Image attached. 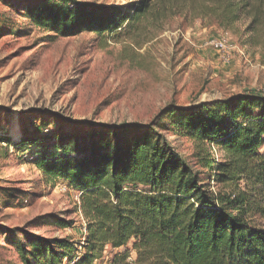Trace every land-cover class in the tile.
Returning <instances> with one entry per match:
<instances>
[{"label": "rangeland", "instance_id": "1", "mask_svg": "<svg viewBox=\"0 0 264 264\" xmlns=\"http://www.w3.org/2000/svg\"><path fill=\"white\" fill-rule=\"evenodd\" d=\"M50 1L0 0V264H23L19 246L31 256L35 238L69 255L63 264H78L84 255L81 193L47 176L36 162L46 151L63 156L60 135L89 127L152 126L196 165L193 141L160 125L165 112L244 93L264 95V46L252 43L246 15L222 26L216 18L185 13L134 39L127 33L63 35L31 19L32 7ZM75 1L120 9L126 16L142 0ZM222 39L229 61L211 44ZM63 240L71 251L59 247ZM124 254L135 264L132 242L120 249L107 246L93 264H112Z\"/></svg>", "mask_w": 264, "mask_h": 264}, {"label": "trees", "instance_id": "2", "mask_svg": "<svg viewBox=\"0 0 264 264\" xmlns=\"http://www.w3.org/2000/svg\"><path fill=\"white\" fill-rule=\"evenodd\" d=\"M29 13L38 27L63 35L127 33L130 39L185 13L216 18L222 26L246 15L252 43L264 46V0H142L126 16L120 9L51 0ZM160 125L193 141L196 165L154 127L138 124L60 135L63 156L46 151L37 159L47 176L81 193L87 237L78 264H93L107 246L131 242L135 264H264V95L168 109ZM58 245L72 250L66 240ZM31 246V256L19 246L23 264L69 258L45 239ZM128 257L117 255L112 264H131Z\"/></svg>", "mask_w": 264, "mask_h": 264}, {"label": "built area", "instance_id": "3", "mask_svg": "<svg viewBox=\"0 0 264 264\" xmlns=\"http://www.w3.org/2000/svg\"><path fill=\"white\" fill-rule=\"evenodd\" d=\"M211 44L217 51H220L223 54V58L225 59V61H229L231 53L226 40H216Z\"/></svg>", "mask_w": 264, "mask_h": 264}]
</instances>
